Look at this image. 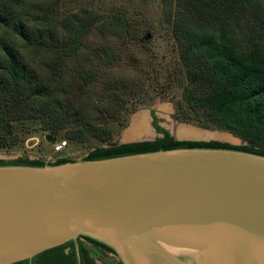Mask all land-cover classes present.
Instances as JSON below:
<instances>
[{
  "label": "water",
  "instance_id": "1",
  "mask_svg": "<svg viewBox=\"0 0 264 264\" xmlns=\"http://www.w3.org/2000/svg\"><path fill=\"white\" fill-rule=\"evenodd\" d=\"M82 236L122 264H264V154L195 146L0 163V264L70 240L82 264Z\"/></svg>",
  "mask_w": 264,
  "mask_h": 264
},
{
  "label": "rangeland",
  "instance_id": "2",
  "mask_svg": "<svg viewBox=\"0 0 264 264\" xmlns=\"http://www.w3.org/2000/svg\"><path fill=\"white\" fill-rule=\"evenodd\" d=\"M48 4L57 7V19L49 26L52 39L59 44L56 50L31 48L13 34L10 26L17 17L34 27L46 23L45 12L39 13L31 0H25L16 8L9 26L0 24V40L11 44L20 58L29 63L37 83L45 85L50 80L53 94L64 96L66 104L81 113V120L93 126L87 129L85 124H67L55 133L47 128V122L14 120L12 129L19 144L0 149V158L23 156L46 162L59 157L77 160L97 146L152 141L159 137L153 126V114L176 138L179 128L183 127L196 130L200 136H179L180 139L247 143L228 130L205 128L197 120L179 119L178 108L185 104L183 86L187 79L174 29L178 32L188 16L183 11V0H47L44 9L48 10ZM118 13L130 19L137 34L134 38L115 32L113 21ZM83 21L91 22L90 30L75 43L73 29ZM147 35H150L148 39ZM73 45L79 50L71 57L68 51ZM44 99L46 102L47 98ZM41 102L37 99V106L40 107ZM138 120L145 121L151 135L130 139L128 131ZM75 130L80 133L77 139L72 137ZM53 133L55 141L50 137ZM63 141H67L66 148L56 153L55 145ZM89 250L97 264H121L118 255L106 254L91 246Z\"/></svg>",
  "mask_w": 264,
  "mask_h": 264
},
{
  "label": "trees",
  "instance_id": "3",
  "mask_svg": "<svg viewBox=\"0 0 264 264\" xmlns=\"http://www.w3.org/2000/svg\"><path fill=\"white\" fill-rule=\"evenodd\" d=\"M24 1L8 0L4 3L0 0V24L9 26L11 14ZM46 1L31 0L39 13L45 12L46 23L34 27L17 17L10 28L29 47L51 52L59 47L52 39L49 27L57 19V7L48 4V10L44 9ZM183 5L188 16L178 32L174 29L187 79L183 86L186 107L185 104L179 106V119L186 122L197 120L205 128L228 130L247 143L234 145L220 141L178 140L159 124L154 114V126L163 136L152 141L97 146L84 159L195 146L231 147L264 154V0H183ZM113 24L120 36L134 38L137 35L124 13L115 14ZM90 27L89 21L77 24L73 29L74 42L78 43ZM78 50L77 45L71 46L69 56L73 57ZM49 83L50 80L45 85L37 83L29 63L20 58L11 44L0 40V149L19 144L12 129V122L17 119L47 122V128L55 133L67 124H85L87 129L93 126L81 120V113L73 111L74 106L66 104L64 96L53 94ZM44 98H47L46 102ZM37 99L39 102L44 99L39 103L40 107L36 104ZM187 107L190 111H186ZM79 136L75 130L72 137L77 139ZM50 137L52 141L56 140L54 133ZM70 160L59 157L56 161L46 162L21 156L0 158V163L44 165ZM80 239L116 254L111 247L91 237L82 236ZM80 251L82 264H96L95 257L81 241ZM31 261L33 264H79L76 243L70 240L34 256L32 260L14 264H30Z\"/></svg>",
  "mask_w": 264,
  "mask_h": 264
},
{
  "label": "bare ground",
  "instance_id": "4",
  "mask_svg": "<svg viewBox=\"0 0 264 264\" xmlns=\"http://www.w3.org/2000/svg\"><path fill=\"white\" fill-rule=\"evenodd\" d=\"M134 124H135V126L132 128V130L128 131V134H127V137H129L130 139H132L134 137L151 135L150 130L148 129L145 121L138 120ZM177 133L179 134V136H182V137L200 136V134L196 130L192 131V130H188V129L183 128V127H180Z\"/></svg>",
  "mask_w": 264,
  "mask_h": 264
},
{
  "label": "flooded vegetation",
  "instance_id": "5",
  "mask_svg": "<svg viewBox=\"0 0 264 264\" xmlns=\"http://www.w3.org/2000/svg\"><path fill=\"white\" fill-rule=\"evenodd\" d=\"M153 126H154V114H153ZM157 117V116H156ZM158 118V117H157ZM159 124H160V122H159ZM161 125V124H160ZM162 126V125H161ZM154 128H155V126H154ZM167 129V128H166ZM171 133V132H170ZM82 242L86 247H88L89 248V246H91V247H95V248H97L98 250H102V251H104L106 254H114V253H112L111 251H109V250H106V249H103L102 247H100V246H97V245H95V244H93V243H91V242H89V241H86L85 239H80L79 240V242ZM89 245V246H88ZM114 255H116V254H114ZM95 261H96V264H97V260H96V258H95ZM121 264H122V261L120 262Z\"/></svg>",
  "mask_w": 264,
  "mask_h": 264
},
{
  "label": "built area",
  "instance_id": "6",
  "mask_svg": "<svg viewBox=\"0 0 264 264\" xmlns=\"http://www.w3.org/2000/svg\"><path fill=\"white\" fill-rule=\"evenodd\" d=\"M66 145H67V141L59 142V143H57L55 145V150L54 151L56 153H60L66 148Z\"/></svg>",
  "mask_w": 264,
  "mask_h": 264
},
{
  "label": "crops",
  "instance_id": "7",
  "mask_svg": "<svg viewBox=\"0 0 264 264\" xmlns=\"http://www.w3.org/2000/svg\"><path fill=\"white\" fill-rule=\"evenodd\" d=\"M98 263V262H97Z\"/></svg>",
  "mask_w": 264,
  "mask_h": 264
}]
</instances>
